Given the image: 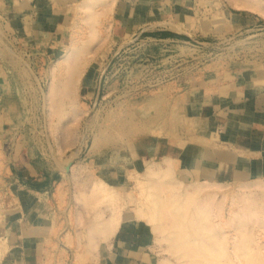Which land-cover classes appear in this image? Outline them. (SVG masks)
Instances as JSON below:
<instances>
[{
	"label": "rangeland",
	"instance_id": "1",
	"mask_svg": "<svg viewBox=\"0 0 264 264\" xmlns=\"http://www.w3.org/2000/svg\"><path fill=\"white\" fill-rule=\"evenodd\" d=\"M79 1L68 0L70 10L65 29L69 39L74 31L73 22L77 14L75 6ZM169 1L178 5L181 14L186 11V18L180 20V23L164 21L146 26L143 32L134 28L125 36H116L111 31V15L118 2L115 0L113 10L97 25L99 37L89 45L92 53L76 83L73 101L78 114L73 117V114L68 112L58 123L57 112L53 110L56 111L57 106L59 107V101L56 102V99L50 97L48 90L53 84L52 80L54 81V66L66 51L68 52L69 40L57 60H45L44 52L36 42L31 45L29 57L23 56L22 52L19 56L18 51L22 46L21 42L17 43L12 31L11 0H0V64L5 78L3 90L12 95L3 103L4 108L7 106L9 110L10 122H16L21 116L25 117L23 114L30 118L25 127L11 128L5 135H0V220L12 187V142L18 137L21 138V135L35 142L42 156L48 162L54 161L61 174L70 170L69 164L71 168L83 172L82 174H88L86 170L89 169H110L113 172L115 169L124 170L113 180L102 176H78L73 178L74 183L72 182L74 188L77 186L78 195L82 191L83 194L88 193L87 186L93 184L91 181L95 183L102 179V182L117 189L124 199L129 193H136L133 181L124 180L129 173L141 174V177L148 163H161L156 160L142 161L140 164L135 161L124 163L128 157L127 152L136 150L139 153L141 147L147 143H151L150 147L154 150L155 139L165 137L175 145L183 144L185 149L178 150L180 155L186 156L189 152L187 144L203 145L213 140V127L209 121L198 118V109L194 104L195 96L200 95L202 88L210 87L216 91V88L228 85L236 79L238 82L243 79L242 86L250 83L248 81H256L255 78L264 81L262 13L233 9L235 0ZM261 1L264 9V0ZM147 6L152 4L149 2ZM81 28L77 31H80V37L84 38L88 29L85 25ZM168 29L177 33L185 32L187 35L172 34ZM46 42L49 43L48 40ZM18 56L25 65L20 62L22 60L18 63ZM17 67H20L19 73L24 76L23 79L17 76ZM83 74L85 78H89L80 82ZM34 76L42 79L38 78L36 81ZM20 94L25 96L21 97ZM69 101L68 98L63 99L62 104L69 105ZM65 108L68 110L70 105ZM183 180L185 183L194 181L189 176ZM197 181H207L206 183L219 186L215 200L220 206L217 208L216 205L214 212L217 213L220 209L221 214H217L227 222L225 231L230 238L228 247L233 256L232 225L236 214L231 201L234 197L238 200L236 208L242 213L241 219H245L249 225L254 222L257 227L264 223L262 211L249 206L244 192V189H252L256 199L264 202L262 188L255 185L264 180L243 181L229 175ZM67 187L71 188L70 182ZM210 197L213 198L209 195L201 198L198 203L204 205ZM74 204L71 205L69 214L71 225L76 210ZM78 211L81 215L79 206ZM125 212H131L129 207L124 209ZM130 221L134 220L125 217L121 229L123 230ZM85 231L83 226V232ZM255 232L257 244L261 246L260 256L264 259V230L257 229ZM50 233L54 234L55 231ZM150 237L151 242L148 245L152 264H158L157 261L162 256L168 257L169 261L175 264L176 258L163 250V244L157 245L153 242L152 234ZM84 241H80L81 244L73 241L72 244L77 245L78 252L73 249L72 254L59 249L60 243L64 246V240L59 243L51 242L48 244V255L43 264H112L109 259L98 260L92 258L89 252L85 253ZM65 243L71 245V241ZM253 248H256L254 244ZM9 252L5 241L0 239V264H16L11 260Z\"/></svg>",
	"mask_w": 264,
	"mask_h": 264
},
{
	"label": "crops",
	"instance_id": "2",
	"mask_svg": "<svg viewBox=\"0 0 264 264\" xmlns=\"http://www.w3.org/2000/svg\"><path fill=\"white\" fill-rule=\"evenodd\" d=\"M149 2L152 6L148 7ZM69 6L68 0H11L12 31L15 40L21 42L22 46L18 55L22 52L23 56L29 57L31 45L36 42L43 50L45 60H57L69 40L65 29ZM180 11L178 5L169 0H118L111 15V31L116 36H125L134 28L143 32L146 26L164 21L178 24L186 18V11L182 14ZM168 32L187 35L183 31L177 33L168 29ZM19 56L16 57L18 63L22 60ZM20 62L25 65L23 60ZM2 69L0 64V135H5L8 129L25 127L30 118L23 114L25 117L21 116L18 120L14 118L16 122L9 121V110L7 106L4 108L3 103L12 95L3 90L5 78ZM17 69V76L23 79L20 67ZM34 77L36 81L39 78ZM86 78L83 74L80 82ZM255 80L242 86L243 79L240 82L236 79L216 88V91L204 87L200 95L195 96L198 118L209 121L214 129L211 142L203 145L187 144L189 152L182 156L178 149H185L183 142L179 146L165 137H157L154 150L150 147L151 143H147L139 153L136 150L127 152L124 163L135 161L140 164L147 160L161 162L169 156L176 163V175L179 178L189 176L194 180H206L230 175L243 181L264 180V81L259 78ZM40 91L42 94V88ZM20 137L12 142V187L8 192V203L1 213L0 239L5 241L14 263L43 264L51 242L71 241V245L64 242V246H61L60 243L59 249L69 252L74 249L78 252L73 241L83 242L86 239L83 224L79 220L78 205L74 204L77 186H72L73 178L102 176L113 180L124 170L89 169L86 170L88 174H82L79 169L73 168L61 174L54 161L48 162L42 156L35 142L22 135ZM69 182L70 189L67 187ZM73 204L76 210L71 225L69 214ZM53 230L55 233H50ZM150 242L147 228L140 222L130 221L123 230L119 227L108 243L100 244L95 251V259H109L112 264H152Z\"/></svg>",
	"mask_w": 264,
	"mask_h": 264
},
{
	"label": "bare ground",
	"instance_id": "3",
	"mask_svg": "<svg viewBox=\"0 0 264 264\" xmlns=\"http://www.w3.org/2000/svg\"><path fill=\"white\" fill-rule=\"evenodd\" d=\"M114 2L115 0H80L75 6L77 14L73 22L74 31L72 30L69 39L68 52L66 51L55 64L54 81L52 80L53 84L49 85L48 90V95L56 99V102L59 101V107L57 106L56 111L53 110L57 112L58 123L68 112L73 114V117L78 114L73 101L76 83L92 53L91 42L99 37L97 25L101 24L113 10ZM261 2L235 0L232 8L256 11L264 15ZM83 25L88 29V34L84 38L80 37V31H77ZM66 98L70 99L68 110L65 106L69 105L62 104ZM145 167L143 176L129 173L124 179L132 180L134 190L136 189V193H129L124 199L117 189L102 182V179L95 183L91 181L93 184L87 186L88 193L83 194L82 191L75 196L76 204L81 209L79 220H82L86 230L83 244L86 248L85 253L89 252L92 258L96 257L95 251L99 245L108 243L114 237L126 217L143 223L152 234L153 242L157 245L163 244V250L175 257L176 259H173L177 264H264L255 232L257 229L264 230V223L256 227L254 222L249 225V222L241 219L242 213L236 208L239 202L234 199L235 197L231 201L236 214H233L234 223L231 224L234 230V243L231 245L234 254L231 256L228 247L230 238L225 231L227 222L217 214L220 209L216 211L217 213L214 212L215 206L217 205V208L220 206L215 200L219 186L197 180L185 183L184 178L176 175V163L169 156L161 163H148ZM72 168L69 164L68 170ZM255 185H259L264 194V182ZM244 192L249 206L252 209L259 208L264 218V202L256 199L252 189H244ZM209 195L213 198L210 197L211 199L209 198L204 205L198 203L201 198ZM126 207L131 210L128 214L124 213ZM76 243L81 244L80 240ZM253 244L256 248H253ZM157 262L173 264L168 257L163 256Z\"/></svg>",
	"mask_w": 264,
	"mask_h": 264
}]
</instances>
